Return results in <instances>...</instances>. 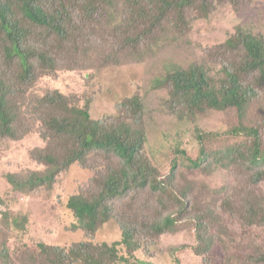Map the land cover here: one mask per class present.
Wrapping results in <instances>:
<instances>
[{"label":"rangeland","instance_id":"374dc122","mask_svg":"<svg viewBox=\"0 0 264 264\" xmlns=\"http://www.w3.org/2000/svg\"><path fill=\"white\" fill-rule=\"evenodd\" d=\"M182 1L188 0H138L140 11L122 13L111 23L109 14L87 10L86 0L71 7L64 0V8L53 7L72 13L67 36L52 41L39 31L47 43L28 47L32 50L23 51L22 59L10 56V41L0 30V94L13 120L8 130L0 129V264H53L57 256L70 257L58 249L113 245L125 232L135 237L132 252L123 247L126 257L145 263L206 264L210 245L217 264L223 252L233 258L226 264H264V163L251 167L229 156L225 165L209 159L194 165L200 160L201 134L209 136L207 148L245 142L222 134L240 123L264 135V74L240 68L241 46L232 50L229 44L246 36L264 41V0H190V12ZM133 38H138L134 44ZM129 48L132 62L124 53ZM146 49L157 54L138 64ZM193 66L217 88L241 71L249 97L246 115L241 118L235 107L194 113L174 97L166 84L169 74ZM164 76L166 85L157 87ZM51 95L50 112L44 99ZM133 95L143 105L138 120L117 105ZM86 107L91 119L105 126L89 132L136 144L131 169L115 162L112 152L94 150L85 163L58 171L52 188L14 190L8 181L46 174L53 165L49 161L61 166L70 149L71 140L54 136L45 121L65 116L64 109ZM114 170L120 172L116 188L124 193L108 208L121 224L115 220L96 235L77 229L69 200H95L97 187ZM164 217L174 218V228L152 233Z\"/></svg>","mask_w":264,"mask_h":264},{"label":"trees","instance_id":"16d2710c","mask_svg":"<svg viewBox=\"0 0 264 264\" xmlns=\"http://www.w3.org/2000/svg\"><path fill=\"white\" fill-rule=\"evenodd\" d=\"M64 0H0V30L10 41L11 52L10 56L14 58L21 57L23 51L25 54L30 48L35 45L46 44L47 40L44 37L36 34L42 31L52 41L63 40L62 37L67 36L66 25L72 13L64 11L63 13L56 10L53 6L58 5L62 7ZM80 0H67L66 6L71 7ZM85 1V0H84ZM190 1V0H188ZM188 1L181 2V7L186 10L193 11V6L189 5ZM87 10L109 14L112 18L111 23H114L113 18L121 16L128 11H140L138 7V0H86ZM64 8V7H62ZM77 10L81 13L82 5L77 6ZM185 10V15L187 11ZM110 23V21H108ZM153 27V26H152ZM154 29V27L152 28ZM138 41V38H133L131 43ZM158 44L157 42H155ZM232 50L235 45L241 46L242 63L240 68L243 70L257 71L260 70L264 74V41L258 37L246 36L238 40L237 43L229 42ZM159 45V44H158ZM30 47V48H28ZM131 48L124 52L132 62L133 56ZM240 51V52H241ZM45 50L38 51L35 56H41ZM147 49L143 51L138 60V64L146 63L148 59L152 60L151 56L157 54V51H150L146 54ZM25 59L23 58V62ZM135 63H137L134 60ZM115 67H120L116 62H110ZM155 64V62H152ZM245 73V72H243ZM230 74H228L229 77ZM241 71L233 74L232 78L222 88H217L205 80V75L195 69V66L188 70L181 69L169 74L168 84L172 89V95L178 97L183 103H188L189 107L194 110V113L204 112L207 110L221 111L228 108L235 107L239 109L240 116L246 115L248 108V92L243 88L241 82ZM167 82V77H160L157 79V87ZM59 94L55 92V96ZM45 104L51 112V106H54V97L51 95L47 100L44 99ZM4 96L0 94V129L8 130V126L12 124L13 120L7 111ZM141 99L138 95L131 97H124L118 101L117 105H121L125 110H129L132 114L131 118L138 120L139 114L143 111V105L140 103ZM42 103V101L40 102ZM134 107V108H133ZM129 108V109H128ZM68 111L64 109L65 116L57 118L50 117L45 121V125L56 137L64 136L70 139V149L66 152L64 162L61 166L54 165V161H49L53 164L50 170L44 175L32 174L28 178L22 180H11L8 183L14 190H22L24 188H52L57 180V172H62L77 163H85L89 155L96 151L112 152L115 162L123 163V169H131L134 159L138 154L139 149L135 147L136 144H131L122 140L120 137L103 138L99 139L96 134L89 132L94 129L103 128L102 120L91 119L89 107L85 110L76 108L77 111ZM52 114V113H51ZM129 129L133 125L125 124ZM89 130V131H88ZM223 135L240 136L245 138L246 141H240L231 144H213L206 147L204 143L208 138V134L199 135L200 152L198 157L200 160L194 161V165L200 167V161L206 162L208 159L212 163L225 165L228 163L227 157L232 156L234 161L243 160V163L251 167H259L264 163V149H262V139L264 135L260 130L253 126H245L240 123L229 131H224ZM220 137V133L215 134ZM248 139V140H247ZM56 169V171H55ZM109 175L106 183L100 184L98 188V195L96 199L90 201L81 196L72 197L68 202V209L71 210L77 220V229L84 230L88 233L98 234L100 230L105 229L108 224L113 223L115 220L121 224V221L113 218L110 214L108 204L116 201L124 193V189L116 188L115 182L119 179L117 174L120 172L113 171ZM117 173V174H116ZM42 176V177H39ZM115 223V222H114ZM175 226L174 218L164 217L159 225L152 228V233L163 235L172 230ZM123 235V234H122ZM124 238L120 241H115L113 245L105 243L103 245H93L90 243H82L80 246H75L70 250H60V253L67 252L70 257L67 259L62 256H57V260H53V264H150L135 259L133 256L126 257L128 251L123 250L127 247L130 252L134 247L130 245L135 237L129 232L124 233ZM133 242V241H132ZM91 247L96 248L98 252L90 256ZM44 248V247H43ZM138 251V250H137ZM136 251V253H137ZM207 261L206 264H217L214 262V255L210 245H207ZM232 256L224 252L219 256L218 264H226L231 262Z\"/></svg>","mask_w":264,"mask_h":264}]
</instances>
